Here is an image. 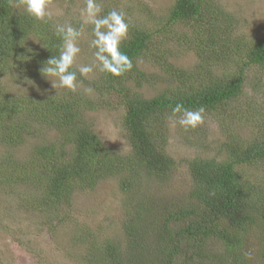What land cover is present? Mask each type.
I'll return each mask as SVG.
<instances>
[{
  "label": "trees",
  "instance_id": "16d2710c",
  "mask_svg": "<svg viewBox=\"0 0 264 264\" xmlns=\"http://www.w3.org/2000/svg\"><path fill=\"white\" fill-rule=\"evenodd\" d=\"M111 1L119 0H102V15L118 9ZM52 2L68 3L60 14L54 13V22L80 26L73 12L76 0ZM147 9L139 4V11L148 14ZM148 15L153 25L159 21L156 28L127 15L130 27L121 51L133 61L130 72L79 77L76 93L57 88L28 94L12 84L44 82L41 69L58 55L60 40L53 21L29 16L19 0H0V186H14L20 194L18 206L38 212L34 223L55 229L70 220L78 191L93 189L105 178L116 179L126 192L119 200L120 238L114 243L98 239L101 228L86 223L72 234L85 243L92 264H264V174L249 179L241 171L243 166L264 171V123L244 138L229 130L234 112L246 115L236 104L247 73L253 68L264 76V33H239L238 18L221 0H173L165 21L150 11ZM176 24L190 28V35L178 40L195 50L191 68L168 60L162 38L173 35ZM143 61H153L166 73L164 83L175 85L144 98L138 89L150 75L138 63ZM89 87L91 94L84 91ZM101 91L110 104L121 106L129 147L122 158L103 145L87 118L99 104H108L99 101ZM177 103L193 110L203 107L205 117L211 115L228 133L223 156L177 160L168 153L166 119ZM34 138L28 146L27 140ZM179 166H185L189 186L170 193L165 187L173 183ZM249 252L250 257L245 255Z\"/></svg>",
  "mask_w": 264,
  "mask_h": 264
},
{
  "label": "rangeland",
  "instance_id": "374dc122",
  "mask_svg": "<svg viewBox=\"0 0 264 264\" xmlns=\"http://www.w3.org/2000/svg\"><path fill=\"white\" fill-rule=\"evenodd\" d=\"M172 2L173 0H119L109 3L117 6L118 9H123L130 19L136 17L135 23L138 22V19H143L144 25L156 28L159 21H154L153 25V18L148 15L149 11L155 17L165 21V15ZM221 2L229 12L238 18L240 24L237 31L239 33L249 35L264 33V0H221ZM83 3L81 0H76L75 7H73V12L77 13L80 21ZM67 4V2H52V11L60 14ZM139 4H143V8L148 7V14L145 11H139ZM84 30L86 34L84 33L79 41L82 52L77 58V64L90 63L93 58L94 50L88 47L91 40V29ZM171 32L173 35L169 34L168 37H165L166 39L162 38L163 45L169 53L168 60L178 67L191 68L196 60L195 50L190 48L184 40H178L182 34L190 35V28L185 24H176L172 27ZM185 35L184 37L187 38ZM138 63L150 75V81L138 89L144 98L156 95L166 86L175 85L174 82L164 83L167 75L153 61ZM153 73L161 75L163 80L159 81L158 78H153ZM2 80H4V84L11 85L7 78L3 77ZM40 82L28 84L17 82L12 85L15 89L28 94H46L51 89H55L51 88L52 83L47 78L44 82L41 80ZM98 98L99 101H107L108 104L106 102L102 105L99 104V107L88 113L87 118L90 119L92 130L100 136L103 145L111 149L114 156L122 158L129 147L121 128V106L116 102L110 104L109 96L103 91L98 95ZM236 105L240 106L246 115L242 116L238 112H234L235 119L230 123L229 130L231 132L238 131L236 133H239L241 138L248 137L252 130H256V125L264 123V76L257 69L251 68L247 73L242 94ZM178 119V116L166 119L169 154L177 160L190 159L199 154L204 157L223 156L222 145L229 141L228 133L218 126L211 115L205 117L204 124L187 131L178 123L174 124ZM32 141L36 142L37 139H29V142L27 140L28 146L33 143ZM3 148L0 145V152L3 151ZM24 150L29 151V148ZM241 171L249 179H259L264 174L263 168L255 166H243ZM171 182L173 183L165 187V190L170 193H173L171 190L175 189L176 192L187 189L189 180L185 166H179L173 174ZM125 193L120 191L117 180L112 178L100 180L93 189L78 191L69 210L70 220L54 229L47 224L36 225L35 220L40 218L37 215L38 212H29L20 208L16 203L20 194L16 193L11 184H2L0 186V264H92L86 258L85 243L72 234L82 228L83 223H86L90 228H101L98 239L109 238L110 242H116L121 235L119 200H122ZM43 220L45 221V219ZM120 246L122 247V244Z\"/></svg>",
  "mask_w": 264,
  "mask_h": 264
},
{
  "label": "clouds",
  "instance_id": "9594fccd",
  "mask_svg": "<svg viewBox=\"0 0 264 264\" xmlns=\"http://www.w3.org/2000/svg\"><path fill=\"white\" fill-rule=\"evenodd\" d=\"M25 12L34 19L43 23L53 21L54 35L60 43L56 45L58 55H52L41 69L44 77L52 82L57 89H65L72 93L79 90L81 81L79 77L88 79L95 72L107 73L113 77H120L130 72L134 65L132 59L121 51V44L127 38L129 21L123 9L113 8L106 14L103 12L102 0H84L81 9L80 26L76 27L71 22H54L52 0H19ZM90 26L91 40L88 44L92 52L90 63L77 64V58L82 52L80 39L84 35V27ZM51 78V79H50ZM84 91L91 94L93 89ZM205 109H188L182 103H177L172 108V114H181L178 123L185 131L195 129L205 122ZM251 256V253H245Z\"/></svg>",
  "mask_w": 264,
  "mask_h": 264
}]
</instances>
